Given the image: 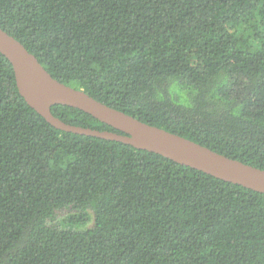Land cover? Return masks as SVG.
<instances>
[{
    "label": "trees",
    "instance_id": "trees-1",
    "mask_svg": "<svg viewBox=\"0 0 264 264\" xmlns=\"http://www.w3.org/2000/svg\"><path fill=\"white\" fill-rule=\"evenodd\" d=\"M0 27L58 80L264 169V0H0ZM0 264H264V193L53 126L0 52Z\"/></svg>",
    "mask_w": 264,
    "mask_h": 264
},
{
    "label": "water",
    "instance_id": "water-1",
    "mask_svg": "<svg viewBox=\"0 0 264 264\" xmlns=\"http://www.w3.org/2000/svg\"><path fill=\"white\" fill-rule=\"evenodd\" d=\"M0 52L13 66L20 94L53 126L69 132L122 141L217 178L264 193V169L144 122L94 98L84 89L58 80L19 39L1 27ZM55 104L79 108L123 133L67 123L52 112L51 107Z\"/></svg>",
    "mask_w": 264,
    "mask_h": 264
},
{
    "label": "rangeland",
    "instance_id": "rangeland-1",
    "mask_svg": "<svg viewBox=\"0 0 264 264\" xmlns=\"http://www.w3.org/2000/svg\"><path fill=\"white\" fill-rule=\"evenodd\" d=\"M69 211L68 210H63L59 213V220H62L64 217L68 215Z\"/></svg>",
    "mask_w": 264,
    "mask_h": 264
}]
</instances>
